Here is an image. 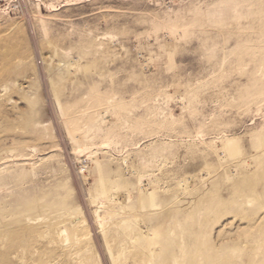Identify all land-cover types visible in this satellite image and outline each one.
Returning <instances> with one entry per match:
<instances>
[{"label": "rangeland", "instance_id": "rangeland-1", "mask_svg": "<svg viewBox=\"0 0 264 264\" xmlns=\"http://www.w3.org/2000/svg\"><path fill=\"white\" fill-rule=\"evenodd\" d=\"M0 264H264V0H1Z\"/></svg>", "mask_w": 264, "mask_h": 264}, {"label": "built area", "instance_id": "built-area-1", "mask_svg": "<svg viewBox=\"0 0 264 264\" xmlns=\"http://www.w3.org/2000/svg\"><path fill=\"white\" fill-rule=\"evenodd\" d=\"M1 1V0H0Z\"/></svg>", "mask_w": 264, "mask_h": 264}]
</instances>
